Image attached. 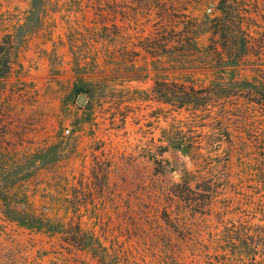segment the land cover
<instances>
[{
    "label": "rangeland",
    "instance_id": "1",
    "mask_svg": "<svg viewBox=\"0 0 264 264\" xmlns=\"http://www.w3.org/2000/svg\"><path fill=\"white\" fill-rule=\"evenodd\" d=\"M184 1L197 23L185 57L147 50L159 24L143 14L149 0H0V264H264V246L251 248L261 239L227 242L230 228L264 224V0L259 51L224 72L207 47L214 6ZM219 78L252 84L262 102L220 103L245 117L237 136L206 161L160 152L153 82ZM185 171L192 196L214 188L208 211L165 205ZM29 214L44 226L15 219ZM72 217L85 249L66 243Z\"/></svg>",
    "mask_w": 264,
    "mask_h": 264
},
{
    "label": "trees",
    "instance_id": "2",
    "mask_svg": "<svg viewBox=\"0 0 264 264\" xmlns=\"http://www.w3.org/2000/svg\"><path fill=\"white\" fill-rule=\"evenodd\" d=\"M184 0H149L143 14L157 15L159 24L145 41L149 42L147 50H152L156 56L160 49L163 54L189 56L197 49L195 34L197 23L191 17L188 8L183 7ZM211 3L214 14L207 19L210 31L207 45L209 53L215 58L217 69L227 70L238 65L250 52H257L261 47L260 37L254 25L257 0H191L190 4L202 5ZM144 46V45H143ZM145 48V46L143 47ZM7 63L1 67L0 74L7 71ZM224 72V71H223ZM236 86L224 78L214 79L208 83H199L193 79H164L155 80L150 92L155 101L162 104L159 110L161 120L165 126L161 129L159 147L160 152L170 149L189 151L196 159L206 161L210 159V150L220 146V141L225 137L229 141L239 133L238 125L245 124V117L234 115L228 111H219L220 103L229 98L246 99L249 105L261 104L257 98V90L252 87ZM212 108L215 111H213ZM217 110V111H216ZM216 139V140H214ZM152 156V155H151ZM195 175L188 171L183 172L181 180L172 183L163 190L165 205L172 210L179 211L184 204L192 209L193 213H204L212 204L214 188L206 186L200 189L205 192L200 197L192 196L190 186ZM17 212L18 216L21 212ZM8 213V214H7ZM9 218H14L6 212ZM25 214V213H23ZM264 216V211H262ZM31 220L15 217L22 224L41 227L45 218L29 214ZM33 218H36L33 220ZM175 219H170L173 222ZM33 223V225H31ZM71 235L66 243L74 249H85L87 242L77 239L80 232V219L70 218ZM230 228L228 243L232 239H242L244 248H250L251 241L245 239H261L260 245L253 241L252 249L264 246V224L252 226L241 225ZM228 229V228H227ZM254 260V258H252ZM264 262V256H263Z\"/></svg>",
    "mask_w": 264,
    "mask_h": 264
},
{
    "label": "water",
    "instance_id": "3",
    "mask_svg": "<svg viewBox=\"0 0 264 264\" xmlns=\"http://www.w3.org/2000/svg\"><path fill=\"white\" fill-rule=\"evenodd\" d=\"M84 99L85 98L83 96H79L77 101H78V103H82L84 101Z\"/></svg>",
    "mask_w": 264,
    "mask_h": 264
}]
</instances>
